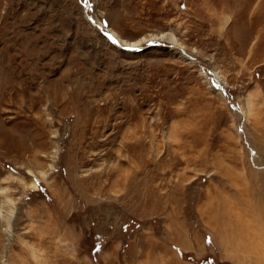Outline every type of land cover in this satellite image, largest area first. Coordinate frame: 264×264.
I'll return each instance as SVG.
<instances>
[{"label":"rangeland","instance_id":"1","mask_svg":"<svg viewBox=\"0 0 264 264\" xmlns=\"http://www.w3.org/2000/svg\"><path fill=\"white\" fill-rule=\"evenodd\" d=\"M0 209V264H264V0H0Z\"/></svg>","mask_w":264,"mask_h":264},{"label":"bare ground","instance_id":"2","mask_svg":"<svg viewBox=\"0 0 264 264\" xmlns=\"http://www.w3.org/2000/svg\"><path fill=\"white\" fill-rule=\"evenodd\" d=\"M113 35H115V36H117L114 32H111ZM170 38L171 39H173L174 40V38L172 37V36H170ZM131 44V43H130ZM136 43L135 42H132V44L131 45H135ZM219 77V76H218ZM34 186H36V184L34 183ZM12 213H13V211H11V213H10V215H9V218H8V220H7V218H5V214L2 212V210L0 209V216H1V218H5V221H6V225H7V222H8V224H10V220L12 219ZM8 227H10V225H7V230H9V228Z\"/></svg>","mask_w":264,"mask_h":264}]
</instances>
